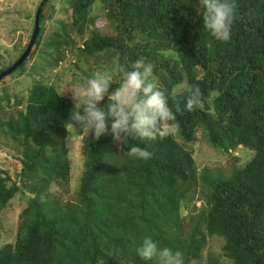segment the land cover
<instances>
[{
	"label": "trees",
	"instance_id": "trees-1",
	"mask_svg": "<svg viewBox=\"0 0 264 264\" xmlns=\"http://www.w3.org/2000/svg\"><path fill=\"white\" fill-rule=\"evenodd\" d=\"M96 1L70 0L67 19L58 20L50 34L43 8L32 56L13 73L27 74L31 67L41 75L76 50L90 65L91 57L101 64L103 53L113 67L144 58L176 113L168 126L178 128L181 140L169 128L163 139L127 141L150 153L148 159L131 158L128 146L114 138L110 119L99 140L86 137L76 196L63 202L49 187L70 183L64 139L79 106L69 89L40 78L25 96L13 93L19 110L2 119L4 106L12 105L5 90L0 129L23 146L22 184L31 196L19 214L16 240L0 248V264H155L136 252L146 235L181 252L183 264L199 259L214 235L224 238L223 252L233 264H264V0H237L228 42L204 30L200 0H101L115 32L93 28L83 39V28L94 23L90 14ZM36 54L40 64L29 66ZM188 85L201 89L204 107L176 112L177 104L183 109ZM117 87L113 83L109 94ZM108 102L106 96L100 106ZM199 127L214 148L228 153L242 146L254 155L230 177L208 178V205L188 221L182 203L197 167L187 144ZM23 187L0 168V216Z\"/></svg>",
	"mask_w": 264,
	"mask_h": 264
},
{
	"label": "rangeland",
	"instance_id": "rangeland-1",
	"mask_svg": "<svg viewBox=\"0 0 264 264\" xmlns=\"http://www.w3.org/2000/svg\"><path fill=\"white\" fill-rule=\"evenodd\" d=\"M41 1L0 0V68L18 58L25 50L26 44H28L33 32L36 10ZM69 1L51 0L44 7L43 22L46 21V34H50L54 30L58 20L67 19L65 9L69 8ZM46 16L47 20L45 19ZM90 16V21L94 20V23L83 28V39L89 36L90 30L93 28H99L103 34L115 32L113 26L105 18V6L101 0H97L92 6ZM66 55V58L59 61L57 66L47 68L44 72L41 71V75H36L31 67L26 72L27 74L15 75L16 72L12 73L4 82H0V96L5 95V90L8 91L11 98L10 103L12 104L14 101L13 93L19 97L25 96L32 82L40 78L50 83H56L60 90L66 91L69 89L72 92L79 88L82 82L94 72L110 71L113 69L112 61L107 60V53L102 54L101 64H95L93 62L94 58L91 57L93 59L90 60L91 65L84 61V56L77 50L69 51ZM38 58V54H36L30 59L29 66L33 64L38 65L37 63L40 64V59ZM33 68L39 70L40 67L33 66ZM183 87L184 84L178 90ZM4 104L7 105L6 100ZM4 107L6 115H2V119H7L11 112L16 114L19 110L18 106L13 104L8 108L7 106ZM169 128L177 139L181 140L178 128ZM85 139L86 137L81 135L79 129L69 127L64 139V146L72 164L70 183L64 187L57 183H52L49 187V191L59 196L63 202L73 200L76 196L80 177L84 169L85 154L83 146ZM187 146L194 153L197 167L195 181L191 182V185L186 189L185 199L182 203V215L186 216V219L190 221L191 217L189 216L191 214L194 215H191L193 217L198 216L208 205L207 196L212 193V189L209 187L207 179L220 176L223 178L230 177L237 170L245 166L253 157L254 151L242 146L228 153L216 149L207 140L203 127L197 129L195 138ZM22 158L23 146L5 134L4 130L0 129V168L7 170L11 177L23 187L22 183L25 180L21 176ZM30 196L31 193L23 187L2 210L0 216V248L7 243H14L16 240L19 214L27 205ZM223 244L224 238L220 235L208 237V242L203 249L202 256L189 264H210V262L233 264L225 256L222 249Z\"/></svg>",
	"mask_w": 264,
	"mask_h": 264
},
{
	"label": "clouds",
	"instance_id": "clouds-1",
	"mask_svg": "<svg viewBox=\"0 0 264 264\" xmlns=\"http://www.w3.org/2000/svg\"><path fill=\"white\" fill-rule=\"evenodd\" d=\"M200 6L204 30L215 40L228 42L238 18L237 0H200ZM113 83H118L119 87L109 94ZM71 93L75 108L79 106L77 111H72L71 123L76 129L79 127L81 135L99 140L108 132L111 119L114 138L128 146L126 152L131 158L148 159L150 153L127 141L163 139L170 134L169 123L176 119L168 96L154 74L153 64L144 58L125 65L117 63L110 71L94 72ZM106 96L109 102L106 108L101 107ZM203 107L201 89L188 85L183 109L177 104L176 112H192ZM136 252L142 260L155 261V264H183L181 252L161 247L149 235L141 239Z\"/></svg>",
	"mask_w": 264,
	"mask_h": 264
},
{
	"label": "water",
	"instance_id": "water-1",
	"mask_svg": "<svg viewBox=\"0 0 264 264\" xmlns=\"http://www.w3.org/2000/svg\"><path fill=\"white\" fill-rule=\"evenodd\" d=\"M47 1L49 0H42L36 10V15L34 19V29L25 50L7 69L0 72V80L16 71L17 68L20 67L21 64H23L30 57L32 49L41 31L40 16Z\"/></svg>",
	"mask_w": 264,
	"mask_h": 264
}]
</instances>
